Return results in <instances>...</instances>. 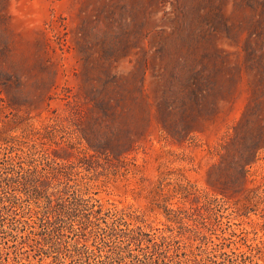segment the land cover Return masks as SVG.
<instances>
[{"label": "rangeland", "instance_id": "rangeland-1", "mask_svg": "<svg viewBox=\"0 0 264 264\" xmlns=\"http://www.w3.org/2000/svg\"><path fill=\"white\" fill-rule=\"evenodd\" d=\"M5 136L21 141L0 154V174L15 164L12 192L27 201L0 199V226L20 227L17 238L0 232L3 264H40L36 187L56 203L82 192L142 216L169 237V264H251L233 252L264 240V0H0ZM177 183L193 194L176 195ZM180 207L182 222L170 221L167 208ZM46 227L64 250L103 247L95 233L78 236V222L77 233L54 219ZM95 258L85 264H103Z\"/></svg>", "mask_w": 264, "mask_h": 264}, {"label": "trees", "instance_id": "trees-1", "mask_svg": "<svg viewBox=\"0 0 264 264\" xmlns=\"http://www.w3.org/2000/svg\"><path fill=\"white\" fill-rule=\"evenodd\" d=\"M19 141H21L19 140V137L15 138L5 136L4 138H0V154H4L7 151L13 153L15 150L14 148L16 147V143ZM34 148H36L35 150L38 151L36 145ZM256 149L258 148L252 149L253 153L254 151L256 152ZM36 154V152L29 153V155L31 156L30 158H35ZM51 159L53 160V158ZM250 164L248 163L242 168L245 180H247V176L249 173L247 166ZM10 165L12 168V172L10 173H13L12 176H9V174H6L4 176V173H8L7 171H5L7 170L6 168L2 169V171L4 172L0 174V184L3 194H5V196H0V199L2 201L1 207L3 208L4 206H6V201L12 207L19 206L23 208V203L27 201V199L19 196L17 193L12 192V190H16L12 186V182H14V179L17 177L15 176V174L19 175L20 178L23 174H20L21 172L16 169L15 164L12 163ZM18 179L19 178H17L16 181ZM171 184L173 185V183ZM161 185H163V183H161ZM189 186L192 189H190ZM160 190L164 191L163 186L160 187ZM182 190L185 191V196L183 197L185 199L189 195L193 194L192 192L194 190V186H192L190 183L189 185L177 183L173 186L171 191L175 192L177 195L180 194ZM42 194V191L36 187V194L34 195V199L42 200L43 197L45 198L43 202H37V206L41 208L37 217L39 219V224L43 228V230L35 233L39 237L34 239L36 247L35 249L37 252H39L38 255L41 256L40 264H66L65 261H62V263L60 261L63 255H65V257H70L72 260H75L77 264H85L86 262L91 263L90 261L93 259L96 261V256L100 257L101 260L99 261H101L100 263L103 264H116L117 262L125 261L127 258L131 259V264H169L165 258H160V254H162L161 249H163L162 247L166 244L169 237L164 234L158 236L153 228L146 224V221L142 216H134L132 214L128 215L122 211H118L112 208H105L104 205L100 204L97 198H85L82 192L78 193L74 197H70V200H68L70 202L69 205H66L65 201L56 203V201H54L50 195L43 196ZM28 198H30V196H28ZM155 201L158 200L155 199ZM84 207H87L86 210H91V216L80 217L78 215L81 210H85L82 209ZM27 209L30 208L28 207ZM166 211L168 214H174V218H169L170 221L181 223L187 210L184 207H180L177 210L167 208ZM77 216H79L80 219L77 220L75 218ZM92 216H94L97 220L104 219V223L106 224V226H102L101 223L96 224V221L92 219ZM107 217H110L111 219L108 220ZM53 219L54 222H60L67 225L69 224V226H71L76 233L79 232L76 230L77 228H75V223L78 222V224L80 225V228L78 229H81V234L77 235H86L83 234L84 231H86L87 234L95 233V235L101 239V244L103 247L94 245L95 248H91L87 244L89 240H84V242L76 241L71 245L70 248L65 247V251L62 244L56 241L55 234L46 227V223H52ZM94 225H97L98 229L96 228V230H94ZM256 226H262V229H264V223H257ZM148 227H150V230H148ZM10 230L19 231L20 227L13 224L11 228L10 226H8L7 228L6 224H1L0 232L5 235L3 236V239H6L10 234L16 236L12 232H10ZM254 230L255 233L258 234L257 227ZM115 238L118 239V241L115 248H113L114 246L110 244L111 242H115ZM132 244L137 245V247H139L141 251L144 250L141 254L143 256H140V254L135 255L133 253V249H131ZM168 245L167 247H169ZM246 245L248 248L247 251L233 253L236 254V256L242 255L246 259H250L251 264H260L259 260L264 259V240L255 245L247 243ZM104 247H107L109 249L105 251V249H102ZM96 250L100 251L99 256L96 254ZM0 257L1 259H3L2 252H0ZM165 257L169 258V255H165ZM202 258V260L205 262L216 263L213 259H210L209 256ZM48 259H52V261L48 262ZM230 261L234 262V260L232 259ZM0 264L3 263L0 261ZM5 264H36V262L31 261V258L28 257L27 262H24L23 259H20L19 262L17 261L15 263H12L8 258L7 263Z\"/></svg>", "mask_w": 264, "mask_h": 264}]
</instances>
